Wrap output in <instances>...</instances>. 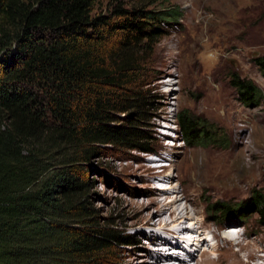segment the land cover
<instances>
[{
	"label": "trees",
	"instance_id": "trees-1",
	"mask_svg": "<svg viewBox=\"0 0 264 264\" xmlns=\"http://www.w3.org/2000/svg\"><path fill=\"white\" fill-rule=\"evenodd\" d=\"M180 15L124 0L100 13L94 0H0V264H109L132 244L99 219L88 173L106 146L157 155L144 56ZM254 62L264 76V56ZM229 81L243 104L263 99L251 79ZM177 125L188 144L223 139L186 110ZM208 211L221 223L255 213L264 226V194Z\"/></svg>",
	"mask_w": 264,
	"mask_h": 264
},
{
	"label": "rangeland",
	"instance_id": "rangeland-1",
	"mask_svg": "<svg viewBox=\"0 0 264 264\" xmlns=\"http://www.w3.org/2000/svg\"><path fill=\"white\" fill-rule=\"evenodd\" d=\"M113 1L94 0V12H105ZM124 2L151 10L177 8L181 15L162 25L164 35L144 56L148 63L143 89L154 97L143 124L156 139L157 155L106 146L94 157L88 173L94 180L91 201L99 219L111 220V225L132 241L116 247L109 264H148L145 252L153 246L155 227L143 225L142 215L149 211L143 207L152 197L162 198L148 192L157 188L150 171L156 177L181 175L183 183L174 184L187 188L190 201L201 210L198 217L211 229L222 235L229 232L224 229L236 226L245 241L257 243L260 235L264 236V226L255 213L242 220L229 217L221 223L219 217L211 216L208 206L214 201L240 204L253 190L264 194V76L254 62L264 56V0ZM232 72L251 79L262 90L258 106L239 100L229 81ZM181 110L198 116L223 139L205 146L184 142L177 125ZM174 184L164 183L158 191ZM186 203L184 199L181 205ZM167 236L177 242L182 235ZM208 242L216 241L210 236ZM181 251L185 256V250Z\"/></svg>",
	"mask_w": 264,
	"mask_h": 264
},
{
	"label": "bare ground",
	"instance_id": "bare-ground-1",
	"mask_svg": "<svg viewBox=\"0 0 264 264\" xmlns=\"http://www.w3.org/2000/svg\"><path fill=\"white\" fill-rule=\"evenodd\" d=\"M168 85L173 87V83ZM220 165L225 166L223 160L220 161ZM162 170L164 172L165 168ZM152 173L154 171H150V176L154 177L153 184L157 188L148 192L160 195L162 198L152 197L143 207L145 210L149 209L142 215L143 225L155 227L151 233L153 246L150 251L145 252L144 262L148 264H190L191 261L193 264H264V236L260 235L257 243L245 241L236 226L226 228L224 230L229 232L219 234L211 229L206 221L198 217L201 210L196 207L197 204L194 201H190L187 188L174 184V181L183 183L181 175L176 177L173 174H167L156 177ZM164 183L174 184V186L165 187V190L159 192V186ZM184 199L187 203L182 206ZM152 207L155 210L151 209ZM178 233L182 236L177 242H173V239L167 236L174 237ZM210 236L216 242L209 243ZM234 245L239 249L235 251ZM181 249L185 250V256H182L184 254ZM213 253H216L215 257L211 256Z\"/></svg>",
	"mask_w": 264,
	"mask_h": 264
}]
</instances>
